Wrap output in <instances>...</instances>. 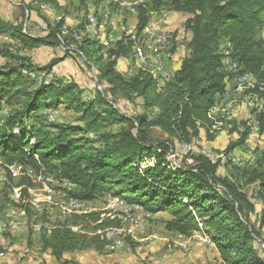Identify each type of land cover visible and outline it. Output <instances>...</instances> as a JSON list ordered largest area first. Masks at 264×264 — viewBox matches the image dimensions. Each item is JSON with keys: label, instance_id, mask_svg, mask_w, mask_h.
Segmentation results:
<instances>
[{"label": "trees", "instance_id": "trees-1", "mask_svg": "<svg viewBox=\"0 0 264 264\" xmlns=\"http://www.w3.org/2000/svg\"><path fill=\"white\" fill-rule=\"evenodd\" d=\"M173 3L176 11L189 16L186 28L192 34L191 53L163 85L159 82L163 80L148 69H138L128 79L118 71L119 62L132 56L134 45L126 40L128 37L119 40L107 52V58L104 43L82 39L79 46L112 94L142 102L144 112L135 121L113 108L99 112L98 100L99 104L106 103L102 94L86 101L73 83L64 85L54 80L37 87L36 79L23 73L33 72L29 65H17L11 54H0L12 61L0 66V111L9 110L0 121V160L7 169L14 164L29 166L37 173L45 170L74 185L68 197L75 201H94L109 194L150 214L167 212L172 217L167 224L170 231L182 236L210 233L220 264H264L256 233L244 223L255 213L246 193L235 183L221 179L218 165L207 156L197 157L195 166L171 163L170 148L153 144L149 135L151 129L159 128L179 144H191L201 132L212 131L216 125L213 111L233 75L226 70L225 50L233 56L238 75L251 74L264 87V0ZM147 24L148 18L142 17L137 31H143ZM61 27H49L45 36L36 37L0 18V34L10 33L16 40L13 44L30 50L60 47ZM256 92L264 95L258 89ZM61 106L74 111L85 125H58L40 115L41 110H57ZM149 110L156 111L154 118ZM111 124L124 127L117 132L106 131L105 127ZM250 130L242 134L238 145L246 140ZM90 134L94 136L91 138ZM251 176L264 212V167L253 169ZM13 193L12 198L20 196L18 205L29 212L24 204L28 188L21 193L14 189ZM102 216L98 212L71 211L43 230L42 251H50L60 264H72L64 260L67 253L91 249L102 252L107 241L99 233L104 231L105 235L120 226V221Z\"/></svg>", "mask_w": 264, "mask_h": 264}, {"label": "rangeland", "instance_id": "rangeland-1", "mask_svg": "<svg viewBox=\"0 0 264 264\" xmlns=\"http://www.w3.org/2000/svg\"><path fill=\"white\" fill-rule=\"evenodd\" d=\"M173 2L174 0H64V6H59L44 0L39 2L0 0L1 20L11 26L22 28L23 31L26 30L27 34L36 37L45 36L50 31L49 27L55 28L57 25H62L60 47H39L30 50L24 46L20 47L18 43L14 46L11 40L14 43L16 40L7 33L0 34V54H11L17 65H29L37 76L49 75L46 73L52 72V81L59 80L64 85L71 83L77 85L83 92L82 98L86 101L101 93L106 103L99 104L98 100L96 109L99 112L113 108L135 121L144 112L142 102L125 99L118 93L112 94L107 83L100 78L98 70L79 50V46L84 39H90L102 44L109 43L112 49L124 37H128L126 40L129 39L134 45L133 39L139 42L138 33H142V42L147 40L146 29H150L157 35L154 40H158L159 35H170L168 43L162 44L164 53L161 67L166 70L167 77L171 78L172 73L176 72L182 61L189 57L192 40V34L186 28L189 16L176 11ZM130 5H135L137 8L135 13L128 11L127 8ZM139 17L148 18V26L141 32L137 31L141 19ZM262 35H264V29L261 32V38ZM221 49L219 52L222 53ZM226 51L228 50L224 53ZM168 53L169 59L166 56ZM0 60L2 61V56ZM3 60L5 64L12 63L4 57ZM55 64L57 65L53 67L52 65ZM161 67L157 69L150 66H137L133 47L131 58L122 59L117 69L126 79L138 69L155 71L157 77L163 80L159 81L163 85L171 79L164 81ZM130 68L132 71L128 73ZM226 70L228 73L227 68ZM231 76L224 97L213 111L216 125L211 132L205 131L206 135L201 132L200 137L191 144L186 142L179 144L159 128H153L149 133L150 141L153 144L162 143L170 148L168 155L170 162H176L172 160L171 152L178 154L176 164L179 165L195 166L196 158L200 156L205 158L211 156L218 161L217 175L221 179L235 183L255 206V213L249 215L248 223L246 221L244 223L255 231L257 248L264 256L263 204L258 197L257 185L250 182L253 169L264 167V116H258L259 129L256 126L252 128L250 122H246L248 116L246 112L253 111L244 103L246 92L237 89L235 74ZM35 82V86L39 87L38 82ZM232 89L235 90L232 91ZM234 107L235 110L238 109L233 119ZM229 110L232 111V115L228 118L224 115ZM8 112L7 108L0 111V121L4 120ZM148 114L154 118L156 111L149 110ZM40 115L45 116L50 123L58 125L62 123L85 125L79 121V115L74 111L66 110L64 106L53 111L41 110ZM123 127L121 124H111L105 129L117 132ZM247 130H250V134L241 145H238L242 134ZM93 136L90 134L91 138ZM184 144L190 145V152H183ZM248 152H252L255 157L251 164H247L244 168L233 165L234 156ZM147 164L152 162L144 163L142 167ZM10 167L12 168L9 166L7 169L0 160V215L6 219L15 218L21 223L15 232L8 231V228L0 231V240L3 241L0 243V253H4L3 257L0 256V261L10 264L11 257V261L14 260L12 264H25L29 261L31 264H47L43 258L45 252L40 245L41 234L47 226L63 220L68 213L74 211L72 202L75 200L69 199L68 195L75 188L45 170L37 173L31 167L23 166L26 173L14 176L13 169ZM1 171L4 173L2 174ZM24 188H28L24 204L28 205L29 212L18 205L20 196L14 199L12 195L15 193L11 194L14 189L21 193ZM121 201L125 204L121 205ZM137 207L129 205L123 198L112 197L109 194L101 195L96 200L85 204L82 202L81 210L88 211L87 213H103L105 215L102 218L120 221L119 227L125 230V237L127 236L124 237V247L119 250L110 251L105 246L101 254L93 249L88 250L93 255L88 263L97 262L95 259L98 257L100 264H220V257L210 233L201 231L190 236H182L168 230L167 224L172 219L169 213L150 214L143 208ZM132 220L138 221L140 227L134 231L133 235H130L129 231L135 228ZM103 232L99 233L102 240Z\"/></svg>", "mask_w": 264, "mask_h": 264}, {"label": "bare ground", "instance_id": "bare-ground-1", "mask_svg": "<svg viewBox=\"0 0 264 264\" xmlns=\"http://www.w3.org/2000/svg\"><path fill=\"white\" fill-rule=\"evenodd\" d=\"M127 9L130 13H135L137 11V8L135 7V5H130ZM145 32H147L145 35V38H147V40L145 42L152 43V45H155V47H157L156 61H157L158 65H149L148 64L146 58L142 54V49H140V47H139V42L136 39H133L132 41L135 43L134 48H135L136 64H137V66L138 65L139 66H150V67H155L157 69H160L161 64L163 62V53H164V48L162 49V44L168 43L167 41L171 36L170 35H159L158 40H154L157 37V35L154 32L150 31V29H146ZM11 42L14 43L12 40H11ZM110 42H113V41L110 40ZM110 49H111V45L109 43H105L106 53L104 54V58H107V52ZM226 53L230 54L228 51H226ZM230 71L233 74H235V76H236L237 89L240 91L246 92V95L244 97V103L251 111L254 112L253 116L256 117V122H258L259 121L258 116H260V117L264 116V95H262L259 92L257 93L256 90L258 89V91L264 92L263 85L260 84L256 80V78L251 74L244 73L242 75H238L237 74L238 73L237 64L233 63L232 61L230 62ZM151 72L157 77L155 71H151ZM23 73L25 75H29L33 79H36L35 81H37L39 85L49 84L53 80L52 79L53 75L37 76L36 73H34V72L28 73L27 71H23ZM168 79H170V78H168ZM231 115H232V111L229 110V111L225 112L224 116L229 118ZM224 116L222 115L223 118H224ZM258 123H260V122H258ZM250 125L252 126V123H250ZM257 127L259 129V126H257ZM208 158L210 159V162L217 164L218 161H216L214 158H212L211 156ZM232 163H233V165H235L238 168H244L247 164H251V162H237V155L232 158ZM1 173L3 174L2 171H1ZM72 186L75 187L74 185H72ZM62 197H64V196H62ZM16 198H17V196H16ZM72 203H73L72 205H73L74 211H76V212H83L84 211V210H81L82 205H80V201H73ZM124 204L125 203H123V202L121 203V205H124ZM137 208H141V207H137ZM7 220H8L9 226L1 227L0 231L6 230V228H8V231L15 232L19 229L20 223H21L20 221H18L15 218L11 219L10 217ZM132 222H133V224H135V228L133 230L129 231L130 235H133L134 231L139 229L136 227L137 221L132 220ZM0 225H2V219H0ZM114 232H116V239H124V237H125V230L123 228H121V229L116 228V229L110 230L107 233H105L104 239L107 241L106 248L110 251H115V250H119V249L123 248L121 246L120 242H112V240L109 238L110 235Z\"/></svg>", "mask_w": 264, "mask_h": 264}, {"label": "built area", "instance_id": "built-area-1", "mask_svg": "<svg viewBox=\"0 0 264 264\" xmlns=\"http://www.w3.org/2000/svg\"><path fill=\"white\" fill-rule=\"evenodd\" d=\"M138 39H139V47H140V49H142V54L146 58L148 64L149 65H158L157 61H156L157 47H155V45H152V43L142 42V33H138ZM14 46H16V44H14ZM224 55H225L226 68L228 69V74H233L230 71V62L232 60H234V58H233V56L231 54H228V53H224ZM166 56L169 59V54H166ZM4 64H5V62H4L3 57H2V61H0V66H2ZM46 74L52 75L53 73L49 72V73H46ZM161 75H162V78L164 79V81H165V79H168L167 72H166V70H163L162 67H161ZM233 90H235V89H232V91ZM235 107H238V106H235ZM235 107H234V110H233V119L235 118L236 111L238 109L237 108L235 110ZM246 113L248 115L247 119H246V122L252 123V128H254L255 126L257 127L258 125L260 126V123L256 122V117L253 116V112H246ZM182 146L181 147L183 148L182 150H183L184 153H187V152L191 151L190 145H188V144L185 145L184 144ZM171 153H172V160H176V162H177L176 156H178V154H175V152L174 153L171 152ZM208 157H210V156H208ZM254 159H255V157H254L252 152L244 153L242 155H237V162H253ZM12 169H13V174L14 175L25 174L26 173L22 165L14 164V165H12ZM80 205H82V202H80ZM0 217H2V225H0V229H1V227L9 226L8 220L5 217H3L2 215H0ZM136 227L137 228L140 227L138 221L136 223ZM118 229H121V227H118ZM109 238L112 240V242H120L121 246L124 247V239H116V232L112 233ZM0 256L3 257L4 253L1 252Z\"/></svg>", "mask_w": 264, "mask_h": 264}, {"label": "crops", "instance_id": "crops-1", "mask_svg": "<svg viewBox=\"0 0 264 264\" xmlns=\"http://www.w3.org/2000/svg\"><path fill=\"white\" fill-rule=\"evenodd\" d=\"M40 1V0H39ZM39 1H34V2H39ZM55 4H58L59 6H64V0H56V2H54ZM49 6H50V4H49ZM51 7V6H50ZM10 36V35H9ZM169 54V53H168ZM123 60H125V59H123ZM127 60V59H126ZM169 61V60H168ZM136 65H135V62H134V67H135ZM132 71V68H130L129 70H128V73L129 72H131ZM172 74H174V73H172ZM49 110V109H48ZM53 111V110H52ZM242 111H244V110H242ZM241 112V111H240ZM239 112V113H240ZM202 133H204L205 135H206V133L203 131ZM244 192V191H243ZM245 193V192H244ZM250 199V198H249ZM86 202H84V204H85ZM105 214H103V216H104ZM0 243H3V241L2 240H0ZM99 254H101L100 252H99ZM98 254V255H99ZM91 256H93L92 254H91V252H89V251H82V252H73V253H67V254H65L64 255V260H67V261H71L72 262V264H91V263H88L89 261L88 260H91ZM95 257V256H94ZM43 258H44V260L46 261V263L47 264H60L52 255H51V252L50 251H46L44 254H43ZM98 258V257H97ZM95 259V260H97V262H94V263H92V264H100V260L98 261V259ZM11 257H10V259H9V262H10V264H12L13 262H14V260L13 261H11ZM0 264H5L4 262H2V261H0ZM25 264H31L30 263V261L29 262H25ZM36 264H38V263H36Z\"/></svg>", "mask_w": 264, "mask_h": 264}]
</instances>
